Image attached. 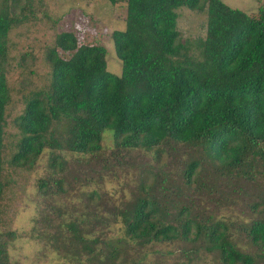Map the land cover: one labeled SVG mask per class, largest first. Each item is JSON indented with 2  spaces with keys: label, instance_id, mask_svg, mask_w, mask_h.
<instances>
[{
  "label": "trees",
  "instance_id": "16d2710c",
  "mask_svg": "<svg viewBox=\"0 0 264 264\" xmlns=\"http://www.w3.org/2000/svg\"><path fill=\"white\" fill-rule=\"evenodd\" d=\"M31 1L0 0V225L7 168L31 170L47 150V171L37 179V193L47 198L62 192L65 155L97 154L107 134L115 153L141 149L155 163L166 153L161 166L173 161L167 173L141 169L133 198L106 209L112 222L122 225L125 240L135 247L188 244V260L201 251L221 264L264 262L260 185L246 220L219 210L221 188L215 190L219 196L209 198L215 211L204 213L192 197L200 178L215 188L233 178L256 184L257 177L264 178L259 166L264 162V6L249 15L221 0H124V28L110 33L121 63L118 75L106 70L103 45L79 42L71 31L55 32L43 50L47 70L41 83L22 95L21 112L13 119L18 136L11 154H4L8 34L34 17ZM179 8L205 13L203 35L193 43L180 39ZM96 220L100 229L109 227L104 215ZM81 224H62L69 239L62 245L70 257L117 264L122 250ZM238 234L252 252L241 247ZM14 237V231L0 230V264H9L7 245Z\"/></svg>",
  "mask_w": 264,
  "mask_h": 264
},
{
  "label": "rangeland",
  "instance_id": "374dc122",
  "mask_svg": "<svg viewBox=\"0 0 264 264\" xmlns=\"http://www.w3.org/2000/svg\"><path fill=\"white\" fill-rule=\"evenodd\" d=\"M221 1L249 15H255L258 7L264 6V0ZM23 2L19 0L20 5ZM30 3L34 17L30 16L26 23L14 27L8 34L10 66L6 79L10 99L4 110V154H11L18 136L13 119L21 112L22 95L27 89L39 85L47 70L43 62V50L52 41L55 32L71 31L79 42L103 45L106 50V70L116 75L121 70L110 33L114 29L124 28V0L115 3L108 0H33ZM177 13V29L181 41L193 43L196 37L203 35L204 12L179 8ZM23 53L26 54L20 60ZM28 69L33 71L28 72ZM168 158L165 153L161 160L167 163ZM47 159L48 152L44 150L31 170L7 168L5 172L9 186L4 195L3 204H6V208L2 213L0 230L15 232V237L7 245L9 264H87L75 261L70 257L72 253L62 245L69 240L62 224L72 221L77 224L82 222L88 229L93 228L92 236L98 235L109 240L110 246L114 244L119 247L122 253L116 260L117 264H221L217 256L212 257L201 251L188 260V244L181 242L135 247L132 242L124 239L120 222H112L113 216L110 211H106L112 206L121 207L123 200L133 198L137 193V179L141 169H159L161 173H167L173 170V161L168 162L167 166H161V160L155 163L151 153L141 149L115 153L111 150L108 135L104 134L102 148L97 154L81 158L68 153L65 155L62 192L46 198L37 193V179L47 171ZM259 162V166H264V162ZM200 179L202 182L194 184L196 193L193 192L192 197L204 213L216 210L213 200L209 198L219 196L215 190L221 188L224 193L220 197L223 203L219 210L231 214V218L246 220L250 215L248 205L258 194L259 185L261 192H264L263 177L253 178L257 184L244 178H233L221 181L217 188L210 187L208 179V183L205 178ZM203 182L207 187L197 189L199 183L203 185ZM93 190L97 196L91 195ZM100 215H104L109 227L99 228L96 219ZM238 235L241 236L238 240L241 247L252 252L254 248L245 244L243 234Z\"/></svg>",
  "mask_w": 264,
  "mask_h": 264
}]
</instances>
